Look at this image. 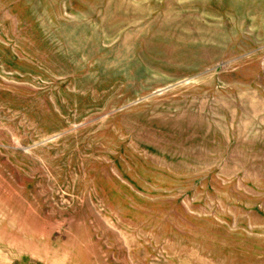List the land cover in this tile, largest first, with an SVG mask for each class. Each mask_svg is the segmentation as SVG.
Instances as JSON below:
<instances>
[{"label":"rangeland","instance_id":"rangeland-1","mask_svg":"<svg viewBox=\"0 0 264 264\" xmlns=\"http://www.w3.org/2000/svg\"><path fill=\"white\" fill-rule=\"evenodd\" d=\"M0 264H264V0H0Z\"/></svg>","mask_w":264,"mask_h":264}]
</instances>
